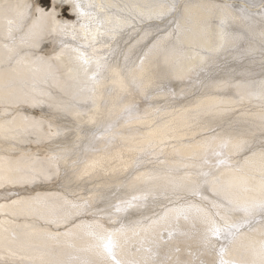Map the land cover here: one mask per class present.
Instances as JSON below:
<instances>
[{"label": "snow or ice", "instance_id": "obj_1", "mask_svg": "<svg viewBox=\"0 0 264 264\" xmlns=\"http://www.w3.org/2000/svg\"><path fill=\"white\" fill-rule=\"evenodd\" d=\"M58 5L70 6L64 10L70 16H75V21L58 19ZM124 7L128 9L127 15L107 11L104 5L84 4L82 0H51L50 10L40 6V0L0 8V104L4 106L6 117L0 123V138L15 140L19 135L41 129L46 122L43 117L37 120L24 116L23 128L11 127L16 122L21 105L39 106L43 103L39 96L46 94L43 90L37 96L13 91L14 78L19 74L20 66L31 63L37 66V72L38 66H46V82L53 78V62L67 57L69 63L66 71L76 86V99H80L82 94L88 104L87 110L78 104L70 107L76 108L77 114L93 110L97 113L106 111L109 121L98 126L93 139L97 136L108 137L111 142L120 121L131 123L143 119L135 100H129V97L142 95L145 100H149L168 92V85L163 81L168 78L166 68L169 56L178 50V45L184 42L186 33L190 32L186 24L191 22L193 8L203 9L209 20H218L214 25L206 21L200 32L192 33L195 44L197 40L208 36L210 28L216 29L214 35L217 40L214 44L209 41V47L196 45L193 48L201 61L211 63L212 53L236 48L247 53L258 50L264 63V0H259V12L249 11L256 7L252 3L241 8L238 15L233 14L235 10L227 3L193 5L188 0L184 3L180 0H154L145 5ZM98 8L101 11H97ZM256 16H259L258 21ZM165 17L174 25L170 31L165 29L163 33H153L151 29L140 30L143 35L136 38L135 44H140L149 35H152V39L144 44L134 60L125 55L121 66L111 61L109 55L98 54L100 46H109L121 29L132 25L133 20L143 22ZM236 19L241 22L242 32L231 30ZM132 31H136L135 26ZM45 41L52 45L58 44L59 48L53 47L51 55L35 51ZM241 42H245L248 47L241 49ZM179 50L183 51L182 48ZM28 57L35 59L29 61ZM222 83L227 85L231 82ZM201 86L210 89L222 84L209 80ZM256 94L264 99V81L258 82ZM117 108L121 109V114L112 119ZM261 108L257 116L258 123L247 122L241 126L239 121L232 122L225 134L214 133L199 141L188 142L185 146L194 147L196 151L182 164L185 169L196 171H185L179 179L169 175L159 190H141L139 195L133 194L131 199H120L119 203L112 201L98 211H93L87 200L83 203L65 201L77 211L51 221L63 223L67 227L62 233L47 234L46 238L54 241L53 246L21 240L15 233L11 237H0V264H264V105ZM53 119L55 117L47 121L48 129L53 128ZM62 134L64 130L59 128L51 133L54 136ZM165 139L172 140L175 137L167 133ZM157 146H166L164 140L159 145H148L149 149ZM241 153H244L241 160L232 162V157ZM149 154L155 153L152 151ZM46 159L47 167L39 173L13 172L11 168L0 166V186L32 183L38 176L44 179L60 177L70 185L75 179L89 175L90 170L103 167V161L97 159L81 169L80 165H85L86 161L83 154H77L74 145L53 150ZM257 160L261 167L259 179L254 180L244 175V172L247 166ZM237 173L241 175L237 176ZM209 191L211 196L206 194ZM160 196L169 203L164 204L154 216L125 224L116 215L126 213L131 208L145 207L150 197L155 203ZM188 197H199L202 203L193 202ZM181 199L183 203H174ZM31 200L36 204L41 203L39 195ZM17 205L26 206L29 212L35 210L29 201L13 200L8 205L0 204V212L11 209L14 214ZM81 210L91 211L94 217L99 216L100 219L94 218L87 224H69L71 216L78 215ZM105 216L115 227H106L101 222ZM77 228L83 229L84 235L88 237L86 245L77 247L72 239L64 242L59 240L60 236H75L74 229ZM4 231L7 232V229ZM130 234L139 238V247L136 249L140 254L138 258L128 255Z\"/></svg>", "mask_w": 264, "mask_h": 264}, {"label": "bare ground", "instance_id": "obj_2", "mask_svg": "<svg viewBox=\"0 0 264 264\" xmlns=\"http://www.w3.org/2000/svg\"><path fill=\"white\" fill-rule=\"evenodd\" d=\"M31 2L33 0H0V8L5 5ZM152 2L154 0H82L84 4L104 5L105 10L120 12L121 15L128 14L125 5H145ZM180 2L184 3L185 0ZM188 2L193 5L227 3L235 10L234 15H238L241 8L252 3H255L256 7L249 11L261 10L259 0H188ZM64 6L66 5H58L57 10L61 11ZM97 11L101 10L98 8ZM191 13V22L186 24L190 32L186 33V38L178 45V50L169 56V65L166 68L168 78L163 81L168 85V92L149 100H145L142 95L129 97V100H135L143 119L133 120L131 123L120 121V126L115 129V138L111 139V142L108 137L97 136L93 139L98 126L109 121L106 111L101 110L97 113L93 110L77 114V109L70 107L78 104L80 108L87 110L88 104L82 94L80 99H76L78 95L76 86L66 71L69 63L67 57L53 62L55 65L51 70L53 78H49L46 82L44 81V76L48 72L46 66H38V72L35 71L37 66L31 63L20 66L19 74L14 78L13 91L37 96L43 90L46 94L39 96L43 101L39 106L21 105L16 122L11 127L23 128L24 116L35 117L37 120L43 117L46 122L41 129L31 134L19 135L15 140L0 138V166L4 169L11 168L13 172L19 170V173H39L47 167L46 158L53 150L74 145L77 154H83L86 161L85 165H80L81 169L97 159L103 161V167L90 170L89 175L75 179L70 185L60 177L44 179L38 176L32 183L0 186V204L8 205L13 200L29 201L35 209L29 212L26 206L17 205L14 214L11 209L0 212V237H11L15 233L21 240L53 246L54 241L48 240L47 234L62 233L67 227L63 223L55 224L51 221L77 211L70 208L65 201L83 203L87 200L92 210L98 211L112 201L119 203L120 199H131L133 194L139 195L141 190H159L165 185L169 175L179 179L185 171H196V169H185L182 164V161H186L196 151L194 147L185 146L188 142L199 141L202 137L214 133L225 134L230 130L229 125L232 122L239 121L241 126L247 122L258 123L257 116L262 110L261 106L264 105V99L256 94L258 82L264 81V63L261 62L259 51L247 53L229 48L212 53L211 63L207 60L201 61L193 52V48L196 45L209 47L211 46L209 41L214 44L217 40L214 35L216 29L210 28L208 36L197 40L195 44L192 33L200 32L206 21L214 25L218 20H209L207 13L200 8H193ZM72 17L74 20H69L75 21V16ZM60 18L61 16L58 17ZM255 19L258 21L259 16ZM240 23L239 19L233 21L231 30L242 32ZM133 26L136 28L135 32L132 31ZM173 26L169 23L168 17L143 22L133 20L132 25L121 29L115 39L110 41L109 46H100L98 54L109 55L111 61L118 62L122 66L125 55L134 60L144 44L152 39V35H149L140 44H135L136 38L143 35L140 30L151 29L153 33L156 31L163 33L165 29L170 31ZM133 45L135 47H132ZM53 47L59 48V45L45 41L35 51L51 55ZM246 47L248 45L241 42V49ZM181 48L183 51L179 50ZM34 59L28 57L29 61ZM161 65L163 67L162 61ZM209 80L219 82L222 86L202 88V83ZM225 81L231 83L224 85L222 82ZM3 107L0 104V123L6 119ZM220 109H230V111L221 112ZM120 114L121 109L117 108L111 118L115 119ZM51 117H55L52 120L53 128L48 129L47 121ZM58 128L63 129L64 134L51 135ZM150 130H152L151 134H149ZM167 133L175 139H165ZM161 140H164L166 146L149 149V144L159 145ZM256 144L258 146V139ZM152 151L155 154L150 155L149 152ZM243 155L244 153L234 155L232 162L241 160ZM260 167L258 160L252 162L245 169L244 175L258 180ZM206 194L212 195L211 191ZM37 195L40 204L31 200ZM188 199L202 203L199 197H188ZM167 203L169 201L163 196L158 197L155 203L150 197L145 207L131 208L126 213L116 215L125 224H133L154 216ZM174 203H183V200H176ZM94 218L100 219L99 216L94 217L91 211L81 210L78 215H72L68 223L87 224ZM257 219L259 220V217ZM101 222L105 223L106 227H115L108 222L106 216ZM4 229H7V232ZM74 231L75 236H60L59 240L64 242L72 239L77 247L86 245L88 237L84 235L83 229L77 228ZM139 243L138 237L129 235L127 251L130 258L139 257L140 254L136 252Z\"/></svg>", "mask_w": 264, "mask_h": 264}, {"label": "rangeland", "instance_id": "obj_3", "mask_svg": "<svg viewBox=\"0 0 264 264\" xmlns=\"http://www.w3.org/2000/svg\"><path fill=\"white\" fill-rule=\"evenodd\" d=\"M40 4H41V6H43L45 8H50L51 9V0H40ZM66 8H69V6H67V5L64 6L61 9V11H60L61 18H66V19L74 20V17L70 16L69 13L64 10Z\"/></svg>", "mask_w": 264, "mask_h": 264}]
</instances>
